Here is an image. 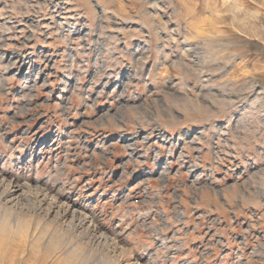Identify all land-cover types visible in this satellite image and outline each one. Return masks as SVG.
I'll return each instance as SVG.
<instances>
[{"label":"rangeland","instance_id":"1","mask_svg":"<svg viewBox=\"0 0 264 264\" xmlns=\"http://www.w3.org/2000/svg\"><path fill=\"white\" fill-rule=\"evenodd\" d=\"M166 3L0 0V173L23 183L37 164L52 167L63 162L77 151L78 144L82 154L72 159L73 168L86 163L92 153L111 158V165L103 171L75 173L80 179L71 192L59 197L61 203L92 216L95 226L117 241L123 231L120 218H107L114 205L127 203L134 209L137 202L149 200L151 210L134 217L133 227L153 220L162 225L172 221L163 233L152 230L155 235L152 231L145 234L140 249L132 254L134 264H161L162 256L167 264H264V127L244 149H225L230 153L226 163L213 167L216 155H223L221 141L264 125V27L258 16L250 18V27L243 32L231 29L238 38L232 63L215 75L200 78L203 84L230 80L239 85L235 91L212 89L216 93L212 100L201 101L224 105L219 119L188 123L173 131L156 125L114 131L88 127L105 113L123 115L117 107L146 104L158 87L172 91L181 83V69H177L180 75L166 83L156 74L167 68L169 58L181 61L189 48L201 50L196 41L178 34L177 29L183 31V26L173 18L175 9H165ZM258 10L256 5L249 11ZM208 11L212 15L205 16L197 36L205 35L209 25L219 26L224 21L218 0H198L196 12L204 15ZM84 28L91 29L86 39L80 33ZM73 30L76 34L72 35ZM144 57L149 58L143 73L138 74ZM193 60L194 67L203 63V59ZM187 85L193 88L191 81ZM194 91L201 92V87ZM207 91L203 89L204 94ZM196 110L200 118L208 119L202 109ZM137 115L133 111L127 118L134 120ZM10 121L17 126L10 128ZM182 129L203 131L201 139L208 133L207 146L200 144L197 149L202 151L185 155L183 160L181 155L194 145L188 136L177 137ZM160 131L171 138L162 137ZM146 136L147 144H142ZM130 140L138 145L133 153L127 148ZM3 145H9V151L2 150ZM105 148L112 151L105 153ZM130 159L142 161L134 172L124 167ZM166 162L172 163L171 168L163 172ZM125 171L130 173L128 178L116 183ZM28 183L45 186L43 181L37 184L29 179ZM193 186L203 190L198 197L203 206H194ZM222 187L224 195L214 197L211 189L218 188V193ZM180 214L185 218L180 219ZM100 218H104L103 224L98 222ZM26 237L27 233L21 240L26 242ZM3 254L0 237V258Z\"/></svg>","mask_w":264,"mask_h":264},{"label":"clouds","instance_id":"2","mask_svg":"<svg viewBox=\"0 0 264 264\" xmlns=\"http://www.w3.org/2000/svg\"><path fill=\"white\" fill-rule=\"evenodd\" d=\"M218 3L224 17L223 23L219 26L209 25L205 35L197 36V29L201 27L205 16L212 15L211 11L204 15L197 13L198 0H167L165 9L176 10L173 18L177 23L182 24L184 29L183 31L177 29L178 34L186 40L196 41L201 51L189 48L183 53L184 59L181 61H172L169 58L170 63L167 68L156 74L158 79L166 83L167 79L180 75L177 69H181V83L174 90L169 91L165 87H158L157 91L149 96L146 104L137 105L135 108L117 107L116 111L123 115L117 117L105 113L102 117L92 121L88 127L97 131H114L128 128H152L156 125L173 131L188 123L203 124L211 119H219L224 105L215 101L204 105L201 101L212 100L214 95L212 89L230 88L235 91L239 85L230 80L203 84L200 78L205 77L206 74L215 75L226 64L232 63L230 57L235 55L232 50L238 43V38L231 29L236 28L243 32L244 29L250 27V18L255 16L260 18V24L264 27V0H218ZM256 5H259V10L251 13L249 10ZM261 43L264 44V41ZM189 53H192V57ZM193 57H202L203 64L200 67H194ZM148 58L144 57L140 61L137 67L138 74L143 73V66ZM188 81L193 83V88L188 87ZM194 87H201V92H195ZM205 88L208 90L206 95L203 93ZM25 99L31 100L32 97H25ZM192 101L196 102L195 106L192 105ZM196 109H202L207 113L208 119L200 118ZM27 111L31 110H25ZM133 111L138 112L139 115L134 120L128 119L127 114ZM261 116L264 117V113ZM16 126L13 122H9L10 128ZM261 127L264 125L254 127L242 135L230 134L228 141H221L220 152L223 155H216L213 167L218 169L219 165L226 163L230 153L225 149L236 148L240 151L251 145L256 140V133ZM207 136L208 133L205 132V139L198 136L195 142L207 146ZM25 139L27 138H22L21 143ZM142 144H147V138ZM137 146V144H129L127 148L135 149ZM150 147L148 146L145 155L148 154ZM9 149V145L2 146L4 151H9ZM110 151H112L111 148L104 149L105 153ZM195 151H202V149L190 148L181 155L180 159L183 160L185 155H191ZM81 154L77 144V151L64 157L63 162L57 161L52 167H41L37 164L23 183L17 182L15 178L8 180L0 173V237L3 239L4 246L0 264H121V262L134 264L132 254L140 249L145 234L152 230H158L161 233L167 230V224L172 221H166L162 225L160 221L153 220L147 225L133 227L134 217L139 214L147 215L151 210L152 204L148 199L137 202L134 209L127 203L112 207L107 218L119 216L123 227V231L118 233L119 241L98 234L94 226L89 225L86 228L84 223L77 224L63 217L60 209L66 206L59 201V197L76 187L75 181L80 177L74 174L79 172L83 175L89 171H103L106 166L111 165V158L92 153L86 163L73 168L72 159L78 158ZM158 157L159 153H157ZM141 165V160L130 159L124 167H131L134 172ZM129 175L130 173L125 171L116 183H123ZM29 179L35 180L37 184L43 181L45 186L33 187L28 183ZM173 179H179V177ZM215 183L222 184L221 181ZM202 191L197 190L195 186L190 190L191 198L196 201L194 206H203L201 200L198 199ZM211 191L214 197L217 194L223 196L226 189L222 187L218 193L215 188ZM13 193L18 194L13 195ZM141 209H144L143 213ZM81 220L86 221L87 218L82 217ZM98 222L103 224L104 218H100ZM25 233H27L26 242H23L21 237ZM152 234L155 235V231H152ZM159 259H161V264H167L166 257L162 256Z\"/></svg>","mask_w":264,"mask_h":264},{"label":"bare ground","instance_id":"3","mask_svg":"<svg viewBox=\"0 0 264 264\" xmlns=\"http://www.w3.org/2000/svg\"><path fill=\"white\" fill-rule=\"evenodd\" d=\"M102 11V10H101ZM81 35H82V38H87V37H89L90 36V33H91V29H89V28H84L81 32ZM73 34H76V31L75 30H73V32H72V35ZM71 36V35H70ZM103 48V47H102ZM104 49V48H103ZM100 50V49H99ZM196 51H199V50H196ZM146 52H149V50H146ZM145 52V53H146ZM192 54V53H191ZM192 57V56H191ZM142 58V57H141ZM184 58V57H183ZM196 58H198V59H200V61H202V57H196ZM198 61V60H197ZM16 63V62H15ZM203 64V63H202ZM202 64H200V65H202ZM28 79V77H26V81H28L27 80ZM204 82V81H203ZM79 83H77L76 85H78ZM77 91V90H76ZM213 91V90H212ZM200 93V92H199ZM218 93V92H217ZM125 94V93H124ZM206 94V93H205ZM220 94V93H219ZM222 94V93H221ZM220 94V95H221ZM216 95V93L214 94V96ZM219 95V96H220ZM122 96V95H121ZM222 96V95H221ZM225 98V97H224ZM227 98H228V96H227ZM238 98V97H237ZM67 106H69V104L67 103L66 104ZM65 105V106H66ZM206 132V131H205ZM160 135H162V137H164V138H166V137H170L171 138V136L170 135H168L167 134V132H162V131H160V133H159ZM150 136H151V134H150ZM182 136H188L189 138H191V145L193 146L194 145V148H200V144H198V143H196L195 141H196V137H202L203 136V131H201V132H196V131H193V130H190V129H182L181 130V132L178 134V138H180V137H182ZM158 137V136H157ZM146 138L148 139L149 137L148 136H146ZM145 138V139H146ZM132 139V138H131ZM151 139V138H150ZM161 140H162V138H161ZM148 141V140H147ZM168 141V140H167ZM128 142H130V144H136V141H134V140H130V141H128ZM174 142V141H173ZM185 146V145H184ZM137 148V147H136ZM130 151L133 153L134 152V149H130ZM136 151V150H135ZM159 152V151H158ZM185 152V151H184ZM182 154V153H181ZM200 154V153H199ZM131 157V156H130ZM134 157V156H133ZM147 157V156H146ZM202 158V157H201ZM198 159V158H197ZM199 161V160H198ZM201 162V161H200ZM157 163V162H156ZM159 164V163H158ZM165 164V163H164ZM172 164V163H171ZM170 163H168V162H166V165H164L163 167V172H168L169 170H170V168H171V165ZM193 166V165H192ZM197 166H198V164H197ZM189 170V169H188ZM191 170V169H190ZM203 170V169H202ZM160 174V173H159ZM166 175V174H165ZM168 175V174H167ZM201 176V175H200ZM167 176H164L162 179L164 180V182H167L168 181V177L166 178ZM195 177V176H194ZM199 177V176H198ZM197 179V178H196ZM18 181V180H17ZM197 181V180H196ZM198 182V181H197ZM197 182H195V184L197 183ZM163 185V184H162ZM211 186V185H210ZM215 186V185H214ZM37 187V186H36ZM216 188V187H215ZM218 189V188H217ZM199 190V189H198ZM175 193V192H174ZM179 193V192H178ZM177 192H176V197H178L179 196V194H178ZM18 193H13V195H17ZM179 200V199H178ZM223 203L225 204V203H227V200L224 198L223 199ZM178 203V202H177ZM229 203V202H228ZM66 207L65 208H62V209H60V211H61V213H62V216L63 217H66L68 220H70V221H74L75 223H77V224H79V223H84V226L87 228V227H89V225H91V226H94L95 228H96V230H97V232H98V234H100V235H102V236H106V237H109L105 232H103L102 230H101V228L100 227H96L95 226V224L93 223L94 222V218H92V216L91 217H88L87 215H86V213L85 212H79V211H77V210H75V209H72V207L70 206V205H66V204H64ZM176 205V204H175ZM181 209V208H180ZM180 211V210H179ZM54 212H55V209H54ZM54 212H53V214H54ZM177 212V211H176ZM82 217H86L87 218V220L86 221H82L81 220V218ZM179 217H180V219L181 218H185V216H184V214H180L179 215ZM179 221V220H178ZM158 231V230H157ZM173 237V236H172ZM165 245V244H164ZM181 249V248H180Z\"/></svg>","mask_w":264,"mask_h":264}]
</instances>
